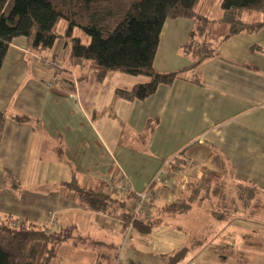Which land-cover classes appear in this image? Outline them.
Segmentation results:
<instances>
[{
  "label": "crops",
  "instance_id": "1",
  "mask_svg": "<svg viewBox=\"0 0 264 264\" xmlns=\"http://www.w3.org/2000/svg\"><path fill=\"white\" fill-rule=\"evenodd\" d=\"M205 3L200 1L201 13L220 19V0L216 9ZM193 27L189 19L165 22L156 71L192 65L183 46ZM227 32L228 26L216 23L209 38L213 57L186 80L160 85L146 100L134 102L116 91H130L148 77L115 72L99 83L84 60L68 59L62 41L54 52H34L26 38H15L0 71V111L6 114L0 221L11 216L45 224L52 235L74 237L58 247L52 264H170L177 251L192 244L195 251L178 264H264L256 259L258 253L264 258V228H256V215L233 222L219 236L222 227H212L220 186L254 183L264 196V28L224 40ZM47 61L61 63L74 92ZM196 76L200 84L192 82ZM150 119L158 125L146 143L139 136ZM217 154L224 167L216 163ZM175 159L185 162L176 171L168 165ZM6 172L18 189L6 185ZM74 173L85 188L98 182L113 186L126 204L112 213L88 211L63 188ZM122 182L136 193L152 194L148 220L156 224L149 234L122 218L134 208L133 198L118 189ZM173 203L191 209L177 215L162 210ZM207 242H219L221 249L206 255Z\"/></svg>",
  "mask_w": 264,
  "mask_h": 264
},
{
  "label": "trees",
  "instance_id": "2",
  "mask_svg": "<svg viewBox=\"0 0 264 264\" xmlns=\"http://www.w3.org/2000/svg\"><path fill=\"white\" fill-rule=\"evenodd\" d=\"M200 1L0 0V71L15 38H26L30 50L34 52H50L60 40L68 59L84 60L90 70L97 72L99 83L115 72L148 77L150 81L146 84L136 85L130 91H116L121 99L144 101L160 85H172L176 80H186L189 73H195L204 61L213 57L215 48L209 38L216 23L228 26L224 40L240 33L253 34L264 28V0H220L222 15L218 20L201 13ZM172 19H189L194 23L189 41L183 46V50L192 59V65L188 69L160 73L155 70L154 61L164 24ZM61 22L65 23L63 31L59 30ZM78 32L86 35L89 41H84ZM56 73L62 74L69 84L68 89L74 92L75 83L65 68ZM192 82L201 83L197 76ZM18 120L30 121L25 117H19ZM5 122L6 114L0 111V139ZM157 125L158 119H150L139 140L147 143ZM59 149L64 151L63 146ZM215 161L224 167V161L218 154ZM6 173V185L8 183L11 188L18 189V182L9 172ZM79 178L74 173L62 185L88 211L112 213L126 204L115 194L113 186L98 182L85 188ZM219 189L223 194L216 203L219 208L213 214L217 220H223L227 213L241 209L264 212L263 192L256 184L239 183L231 188L222 185ZM189 209L191 206L185 203H173L162 208L173 215L186 213ZM121 216L143 234H149L156 224L153 220L133 219V212H124ZM50 230L45 224L18 221L7 216L0 221V264H52L57 257L58 247L75 238L58 237L52 235ZM195 249L196 245L192 244L177 251L170 258V264H178Z\"/></svg>",
  "mask_w": 264,
  "mask_h": 264
},
{
  "label": "rangeland",
  "instance_id": "3",
  "mask_svg": "<svg viewBox=\"0 0 264 264\" xmlns=\"http://www.w3.org/2000/svg\"><path fill=\"white\" fill-rule=\"evenodd\" d=\"M205 4H209V8L210 9H216L217 8V5H216V2L217 0H205ZM64 27H65V23L64 22H61L60 23V26H59V30L60 31H63L64 30ZM78 34H80L81 36L84 37V41H89V38L86 36V35H83V33L81 32H78ZM61 43V41H57L56 44H55V47L53 48V52L56 51V48L59 46V44ZM51 51V52H52ZM262 199H264V196H262ZM199 210V209H198ZM199 212V211H197ZM228 215L225 217V219L223 220H219L217 221L216 218H213V221H212V227L213 229L215 228V226H221L222 227V231H218L217 232V235L219 236L222 232L225 233L224 231L230 227L233 222L235 223H239V224H242V223H245L244 221H247L248 217H252L254 215H256V218H255V221L257 222V225L256 228H264V212H251L250 210H244V209H241V210H237V211H232V212H229L227 213ZM177 225L181 226L182 225V222L180 223H177L175 222ZM217 223V224H216ZM214 224V225H213ZM216 224V225H215ZM228 232V231H227ZM226 232V234H227ZM258 234V233H257ZM224 235V234H222ZM216 239V238H215ZM183 243H186L185 245L187 246V242H183ZM206 244V243H205ZM222 244H220L219 242L218 243H212L210 244V242H207L206 246H207V252H206V255H215V253L217 252L216 249H221V246ZM184 246V245H183ZM182 247V246H180ZM258 257L256 259H258L261 263L264 262V258L260 257V253L257 254ZM232 261V260H231ZM214 263V262H212ZM219 263V262H218ZM227 263H230L229 261ZM183 264H186L183 263Z\"/></svg>",
  "mask_w": 264,
  "mask_h": 264
},
{
  "label": "built area",
  "instance_id": "4",
  "mask_svg": "<svg viewBox=\"0 0 264 264\" xmlns=\"http://www.w3.org/2000/svg\"><path fill=\"white\" fill-rule=\"evenodd\" d=\"M47 68L55 69L56 72H61L64 68L63 66L57 61H47L45 64ZM169 166H172V169H179L185 162L180 159H175L168 163ZM158 181H161L160 178H157ZM119 191L123 193L124 196H130L133 198L134 201V208H133V219L137 220H148L151 214V205L150 200L152 198V194L149 191L136 193L132 191V189L128 186L127 183L122 182L118 187ZM52 224L54 225L56 222L55 218H52Z\"/></svg>",
  "mask_w": 264,
  "mask_h": 264
}]
</instances>
